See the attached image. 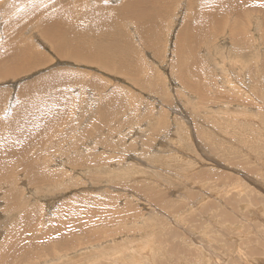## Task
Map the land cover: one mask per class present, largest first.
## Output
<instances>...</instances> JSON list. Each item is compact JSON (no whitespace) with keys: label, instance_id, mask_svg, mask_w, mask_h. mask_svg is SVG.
<instances>
[{"label":"rangeland","instance_id":"obj_1","mask_svg":"<svg viewBox=\"0 0 264 264\" xmlns=\"http://www.w3.org/2000/svg\"><path fill=\"white\" fill-rule=\"evenodd\" d=\"M245 2L0 0V264L96 244L112 264L152 225L160 252L133 264H264V1ZM226 76L260 120L232 116Z\"/></svg>","mask_w":264,"mask_h":264},{"label":"bare ground","instance_id":"obj_2","mask_svg":"<svg viewBox=\"0 0 264 264\" xmlns=\"http://www.w3.org/2000/svg\"><path fill=\"white\" fill-rule=\"evenodd\" d=\"M246 2V4L248 3V4H250V5H252V4H254V3H257V2H260L261 0H245ZM264 1V0H263ZM161 4V3H160ZM137 7V5H135V6H131V7H129V8H127V12L128 13H130L131 14V12H134V11H136V10H134L135 8ZM227 11L228 12H232V9L230 8V7H228L227 8ZM138 12V11H137ZM127 13V14H128ZM123 14V13H122ZM125 14V13H124ZM137 15V14H136ZM138 17H140V18H143L144 17V13L142 12V13H138ZM137 16H134L133 15V19H136V18H138ZM214 20H218L217 18H216V15L214 16ZM183 31H184V29L182 30V33H183ZM188 32V31H187ZM182 35V34H181ZM187 36H189V35H187ZM186 36V37H187ZM189 39H190V36L188 37ZM188 38H185V40H187ZM48 39V38H47ZM191 40V39H190ZM178 43V42H177ZM186 43V42H185ZM57 44H59V43H57ZM61 45H63L62 43H60ZM180 45V44H179ZM66 46V45H65ZM89 48V47H88ZM76 49V48H75ZM79 53V52H78ZM118 54V53H117ZM85 55V54H84ZM227 55V54H226ZM77 56H79V55H77ZM95 56V55H94ZM223 56V55H222ZM228 56V55H227ZM230 57H231V54L229 55ZM228 56V57H229ZM123 57V56H122ZM218 57V56H217ZM225 57V56H224ZM174 58V57H173ZM234 60H236V61H238L239 63H240V66H239V68H244L243 70H245V69H247V65L242 61V60H240V59H236V58H233ZM99 60V59H98ZM119 60V59H118ZM108 61V60H107ZM109 62V61H108ZM183 62V61H182ZM221 62V61H220ZM234 62V61H233ZM232 62V63H233ZM191 63V62H190ZM238 63V64H239ZM179 64V63H178ZM192 64V63H191ZM227 64V63H226ZM236 64V63H235ZM194 65V64H193ZM196 65V64H195ZM228 65V64H227ZM233 65V64H232ZM224 66L225 65H223V69H224ZM196 67V66H195ZM198 68V67H197ZM196 68V69H197ZM226 68H228V66L226 67ZM225 68V69H226ZM257 68H258V71H259V68H260V66H259V63H258V66H257ZM193 69H194V67H193ZM192 69V70H193ZM195 69V70H196ZM232 69V68H231ZM236 69V68H235ZM188 70V69H187ZM189 70H190V68H189ZM181 71H183V70H181ZM233 71V70H232ZM195 72H197V71H195ZM244 72V71H243ZM243 72H242V74H243ZM224 73V72H223ZM232 73V72H231ZM245 73H246V71L244 72V74L243 75H245ZM189 74V73H188ZM198 74H199V72H198ZM247 74V73H246ZM259 74H260V71H259ZM262 74V73H261ZM159 75V74H158ZM160 75H162V73L160 74ZM177 75V74H176ZM223 75V74H222ZM198 76V75H197ZM231 76V75H230ZM181 77V76H180ZM183 77V76H182ZM186 77V76H185ZM194 77V76H193ZM223 77V76H222ZM264 77V76H263ZM263 77H261V78H263ZM158 78V77H157ZM224 78H226L227 79V76L226 77H224ZM160 79V78H159ZM225 79V80H226ZM190 80V79H189ZM257 80H258V84L259 83H261L260 81H261V79L259 80V76L257 77ZM186 81V80H185ZM184 81V82H185ZM182 82V81H181ZM223 82H224V80H223ZM228 82V83H227ZM183 83V82H182ZM226 85H230L229 86V89L232 91V92H234L233 94L236 96V97H232L231 96V98H232V100H235V101H237V102H239V104H240V106L236 109V110H234V115H232V114H230V115H232L233 117L234 116H236L237 117V119L238 120H242V121H247L248 119H250V118H253V119H258V120H260V118L262 117V115H263V111H261V110H256V112L254 111L253 113H252V111H248L249 109H251L250 107L251 106H254L255 104H250V103H252L251 101H249L248 103L246 102V101H248V97H250V98H253L254 96H253V94H252V92L251 91H245L244 89H241L240 87L239 88H236L237 87V83H236V81H232V78H231V80L230 79H227V81L226 82H224ZM224 84V85H225ZM182 86V85H181ZM186 86H187V84H186ZM196 86H199L198 84L196 85ZM201 86V85H200ZM203 86V85H202ZM205 86V85H204ZM183 87H184V85H183ZM226 87V86H225ZM202 88V87H201ZM186 89V88H185ZM208 89V88H207ZM195 90H196V88H195ZM209 90H210V88H209ZM208 90V91H209ZM249 90V89H248ZM251 90V89H250ZM256 90V89H255ZM201 91V90H200ZM211 91V90H210ZM209 91V92H210ZM230 91V92H231ZM258 91H259V94H260V96L262 95L263 97H264V91H261L260 89H258ZM187 92H188V90H187ZM204 92V91H203ZM209 92H208V94H209ZM211 92H213V91H211ZM229 92V93H230ZM189 93H190V91H189ZM251 93V94H250ZM178 94V93H177ZM193 94H195V93H193ZM198 94H200V93H198ZM204 95V94H203ZM198 96V95H197ZM244 96H246L247 98L246 99H244ZM204 97H205V95H204ZM207 97V96H206ZM220 97V96H219ZM228 97V96H227ZM200 98V97H199ZM257 98V97H256ZM255 98V99H256ZM110 99V98H109ZM259 99H261V98H259ZM204 100V99H203ZM222 100V99H221ZM201 101V100H200ZM202 103H203V101H201ZM205 102V101H204ZM256 102H258V101H256ZM147 103V102H146ZM134 104V103H133ZM247 105V106H250L249 108H247V107H244V105ZM250 104V105H249ZM199 105V104H198ZM187 106V105H186ZM200 107V106H199ZM168 108V107H167ZM201 108V107H200ZM248 109V110H246V109ZM259 109L261 108V107H258ZM264 108V107H263ZM202 109V108H201ZM143 110V109H142ZM192 112V111H191ZM157 114V113H156ZM256 114V115H255ZM230 117V116H229ZM233 117H232V121L233 120H236V118L235 119H233ZM157 118V117H156ZM161 121V120H160ZM231 121V120H230ZM231 121V122H232ZM241 121V122H242ZM211 122V121H210ZM216 122V121H215ZM235 122V121H234ZM24 123V122H23ZM35 122H31V123H28V124H30V126L32 125V124H34ZM158 123H159V121H158ZM161 123V122H160ZM168 124V123H167ZM148 125V124H147ZM161 125H162V123H161ZM211 125V124H210ZM225 125V124H224ZM223 125V126H224ZM261 125V124H260ZM159 126H160V124H159ZM163 126V125H162ZM161 126V127H162ZM32 127V126H31ZM148 127V126H147ZM165 127V126H164ZM260 127H262V126H260ZM215 128V127H214ZM30 128L28 127L26 130L28 131ZM183 129V128H182ZM180 130V129H179ZM178 131V130H177ZM177 131H175V132H177ZM30 132H32V131H30L29 130V133L26 135V137L28 138V136H29V134H30ZM159 132V131H158ZM147 134V133H146ZM149 134V133H148ZM179 134V133H178ZM24 136L25 135H22L21 137H23L24 138ZM20 137V136H19ZM181 137V136H180ZM174 138H176V137H174ZM25 139V138H24ZM29 139V138H28ZM22 140V139H21ZM21 140H19V141H21ZM165 140V139H164ZM161 141V140H160ZM190 141V140H189ZM177 142V141H176ZM18 143V142H17ZM26 143H28L27 142V140H26ZM25 143V144H26ZM167 143V142H166ZM21 144V143H20ZM165 145H167V144H165ZM182 145V144H181ZM20 146V145H19ZM164 146V145H163ZM185 146V145H184ZM164 148H165V146H164ZM164 148H163V150L162 151H164ZM173 148V147H172ZM161 149H162V147H161ZM160 149V150H161ZM166 149H168V148H166ZM165 149V150H166ZM183 149V148H182ZM188 149H189V147H188ZM158 150V149H157ZM170 150V154H173V153H175V155L177 154H179V153H181V151L177 148V149H175V147H174V149L172 150V149H168V151ZM184 150V149H183ZM186 150V149H185ZM161 151V152H162ZM159 152V151H158ZM161 152H159V153H161ZM165 152H167V151H165ZM168 154H169V152H167ZM162 154V153H161ZM165 154V153H164ZM163 154V155H164ZM183 154V153H182ZM165 157V156H164ZM174 157V156H173ZM172 157V158H173ZM180 157V156H179ZM183 158H184V156H182ZM155 158H157L158 159V161H160L161 159H162V157L160 156V154L158 155V153L156 154V157ZM155 158H153L154 159V161H153V163H155L156 162V160H155ZM178 158V157H177ZM176 158V159H177ZM166 160H167V158H165ZM170 159V158H169ZM168 159V160H169ZM175 159V158H174ZM182 159V158H181ZM184 160V159H183ZM183 160H181V161H183ZM171 161V160H170ZM188 161V160H187ZM163 162H167V161H163ZM173 162H174V160H173ZM189 162V161H188ZM161 163V162H160ZM168 163V162H167ZM182 164V163H181ZM137 165V164H136ZM190 171V170H189ZM126 173V172H125ZM127 173H128V171H127ZM119 175V174H118ZM121 175V174H120ZM138 176H140L139 174H137ZM130 176H132V175H130ZM133 177V176H132ZM132 177L130 178V180L132 179ZM136 177V176H135ZM223 177V176H222ZM144 180V179H143ZM237 186H239V185H237ZM243 187V186H242ZM224 191V190H223ZM226 192H228V191H226ZM207 195V194H206ZM238 195V194H237ZM225 196H226V194H225ZM231 196V195H230ZM198 207V206H197ZM158 216V215H157ZM161 217V216H160ZM162 217H164V216H162ZM153 218V217H152ZM151 218V219H152ZM158 218H159V216H158ZM150 219V220H151ZM153 220V219H152ZM151 220V221H152ZM157 219H155L154 221H156ZM162 220V219H161ZM158 221H159V219H158ZM147 222V221H146ZM150 222V221H149ZM148 223V222H147ZM181 223V222H180ZM146 224V223H145ZM151 224H154V223H151ZM151 224H149V225H151ZM97 225V224H96ZM148 225V224H147ZM150 227V226H149ZM153 229V225L150 227V229H148V230H150V234H151V240H148V241H146V242H144V243H142L139 239H134V236H132L133 238L132 239H129V237H128V240L127 241H123V239L121 238V242L120 243H115V246L114 247H117V249H116V251H117V253H116V251L115 252H113L112 250L111 251H107L106 253H104L106 256H104L103 257V259L104 260H110V263L112 262V264H113V262L114 263H116V262H121L122 264H130V263H134V262H140V260H141V258H143V257H147V256H149V254L150 253H152V254H157V252L159 251L160 252V250L159 249H161V247L160 246H157L156 244H154V243H152V238H155V233H154V231L152 230ZM146 232V231H145ZM142 233H144V232H139V236L142 234ZM129 234H127V236H128ZM126 236V235H125ZM115 237V236H114ZM113 237V238H114ZM117 237H119V236H117ZM137 237V236H136ZM112 238V240H115V239H113ZM116 238V237H115ZM125 238V237H124ZM131 238V237H130ZM120 239V238H119ZM126 239H127V237H126ZM125 239V240H126ZM120 241V240H119ZM118 241V242H119ZM110 242H112V241H110ZM117 242V241H116ZM90 244V243H89ZM91 244H92V242H91ZM112 244V243H111ZM118 244V245H117ZM113 245H114V243H113ZM104 245H102V247H103ZM109 246V245H108ZM110 246H112V245H110ZM92 248H89V249H86V251H85V253H79V255H78V257L76 258V259H73L72 257H71V255L69 254L67 257H63V258H61V259H59V263L60 264H94L95 262L93 261V257H92V254L91 253H93L95 250H98L99 251V249H102L103 250V248L101 247V246H98L97 247V244H96V247H93V246H91ZM107 248H109V247H107ZM106 247L104 248V249H107ZM110 249H113V247H110ZM114 250H115V248H114ZM130 251L129 252V258L127 259V258H125L124 256H125V251ZM82 252V251H81ZM150 252V253H149ZM164 252V251H163ZM73 253V252H72ZM74 253H77V252H74ZM128 253V252H127ZM126 253V254H127ZM97 254V253H96ZM98 255H100V254H98ZM94 256H96V255H94ZM151 256V255H150ZM149 256V257H150ZM99 257H101V256H99ZM95 258V257H94ZM97 258V257H96ZM95 258V259H96ZM98 259H100V258H98ZM150 259V258H149ZM149 259H148V261H149ZM97 260V259H96ZM150 260H152V259H150ZM205 260H207V259H205ZM72 262V263H70V262ZM101 261V260H100ZM153 261V260H152ZM154 262V261H153ZM120 263V264H121ZM57 264V263H56ZM109 264V263H108Z\"/></svg>","mask_w":264,"mask_h":264}]
</instances>
